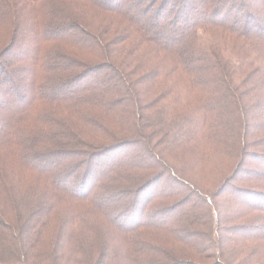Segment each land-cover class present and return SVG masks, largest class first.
I'll list each match as a JSON object with an SVG mask.
<instances>
[{"label":"trees","instance_id":"1","mask_svg":"<svg viewBox=\"0 0 264 264\" xmlns=\"http://www.w3.org/2000/svg\"><path fill=\"white\" fill-rule=\"evenodd\" d=\"M254 2L0 0V264H264Z\"/></svg>","mask_w":264,"mask_h":264},{"label":"rangeland","instance_id":"2","mask_svg":"<svg viewBox=\"0 0 264 264\" xmlns=\"http://www.w3.org/2000/svg\"><path fill=\"white\" fill-rule=\"evenodd\" d=\"M250 3H255L254 0H250ZM160 187V186H159Z\"/></svg>","mask_w":264,"mask_h":264}]
</instances>
